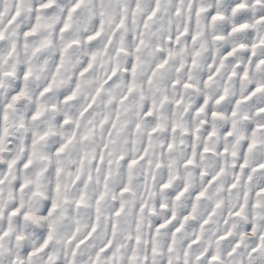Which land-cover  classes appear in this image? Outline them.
I'll list each match as a JSON object with an SVG mask.
<instances>
[{
  "label": "clouds",
  "instance_id": "obj_1",
  "mask_svg": "<svg viewBox=\"0 0 264 264\" xmlns=\"http://www.w3.org/2000/svg\"><path fill=\"white\" fill-rule=\"evenodd\" d=\"M0 264H264V0H0Z\"/></svg>",
  "mask_w": 264,
  "mask_h": 264
}]
</instances>
